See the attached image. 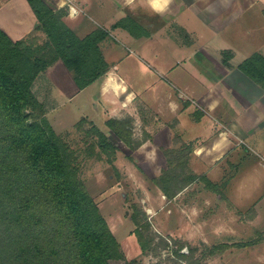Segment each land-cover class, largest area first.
I'll return each mask as SVG.
<instances>
[{
  "label": "crops",
  "instance_id": "obj_1",
  "mask_svg": "<svg viewBox=\"0 0 264 264\" xmlns=\"http://www.w3.org/2000/svg\"><path fill=\"white\" fill-rule=\"evenodd\" d=\"M18 1L41 24L34 1ZM41 3L50 9L42 32L59 40L51 43L55 61L32 85L44 73L58 105L52 111L88 90L106 128L123 112L138 121L151 108L145 159L167 149L194 176L190 187L225 186L240 210L237 199L246 197L256 224L264 210V75L241 66L264 68V0H59L56 10ZM91 37L97 49L83 58L78 41ZM85 65H96L100 77L81 88L77 71H89Z\"/></svg>",
  "mask_w": 264,
  "mask_h": 264
},
{
  "label": "rangeland",
  "instance_id": "obj_2",
  "mask_svg": "<svg viewBox=\"0 0 264 264\" xmlns=\"http://www.w3.org/2000/svg\"><path fill=\"white\" fill-rule=\"evenodd\" d=\"M33 1L43 18L48 7L42 0ZM48 2L57 9L59 0ZM27 9L18 0H7L0 7V30L40 71L55 61L52 44H57L54 39L58 36L48 41L42 32L45 21L38 23ZM43 76L36 87L31 86L33 106L26 111L29 123L48 121L61 144L65 163L98 206L119 243L126 259L122 264H264L262 208L253 224V211L248 208L252 203L246 197L237 199L240 210L226 199L225 186L190 187L194 176L185 170V163L171 162L167 149L156 161L145 159L151 153L153 138L149 106L150 110L139 115L141 120L123 112L106 128L102 106L91 101L93 90L54 113L57 101ZM165 173H171L174 191L184 186L173 199L175 208L163 199L153 181ZM144 215L151 224L150 234L144 228ZM141 235L144 243L149 241L147 235L153 237L146 251L140 244Z\"/></svg>",
  "mask_w": 264,
  "mask_h": 264
},
{
  "label": "trees",
  "instance_id": "obj_3",
  "mask_svg": "<svg viewBox=\"0 0 264 264\" xmlns=\"http://www.w3.org/2000/svg\"><path fill=\"white\" fill-rule=\"evenodd\" d=\"M37 16L45 21L42 14ZM96 49L92 37L78 41L77 52L83 58ZM24 57L0 30V264H122L126 259L119 243L65 163L48 121L29 123L26 111L39 70ZM241 68L264 75V68L248 62ZM88 69L77 71L81 88L100 77ZM170 176L165 173L153 181L172 201L184 186L174 191ZM144 220L150 234L145 215ZM147 238L146 244L140 236L144 251L153 243V237Z\"/></svg>",
  "mask_w": 264,
  "mask_h": 264
},
{
  "label": "bare ground",
  "instance_id": "obj_4",
  "mask_svg": "<svg viewBox=\"0 0 264 264\" xmlns=\"http://www.w3.org/2000/svg\"><path fill=\"white\" fill-rule=\"evenodd\" d=\"M108 85V84H107Z\"/></svg>",
  "mask_w": 264,
  "mask_h": 264
}]
</instances>
